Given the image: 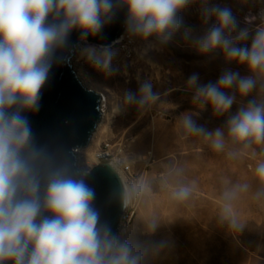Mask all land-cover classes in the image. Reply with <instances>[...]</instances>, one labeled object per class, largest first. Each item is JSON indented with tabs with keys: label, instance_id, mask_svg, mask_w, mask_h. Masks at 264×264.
I'll return each mask as SVG.
<instances>
[{
	"label": "clouds",
	"instance_id": "obj_1",
	"mask_svg": "<svg viewBox=\"0 0 264 264\" xmlns=\"http://www.w3.org/2000/svg\"><path fill=\"white\" fill-rule=\"evenodd\" d=\"M196 0H0V264H142L144 254L137 246L114 234L101 223L94 207L95 191L85 180L86 173L68 161L56 162L37 147L30 123L23 113L37 111L40 93L48 80L57 52L63 50L70 34L81 39L95 36L110 23L119 8H126V31L166 44L181 27L180 13ZM205 22L215 23L193 40L201 55L219 51L226 63L247 67L248 75L225 69L218 79L199 84L198 74L187 81L195 89L193 105L210 107L216 117L230 113L222 127L208 130L198 125L193 113L177 120L181 140L201 137L217 153L240 160L255 152L264 153V11L250 45L240 42L249 29H237V20L228 7L209 6L200 0ZM190 38V30H185ZM83 54L105 74L112 73L114 53L108 48L88 47ZM253 92L257 96L244 102ZM239 97V99H238ZM158 100L150 83L139 95L128 92L124 105L147 109ZM118 111V108H116ZM255 187L250 182L220 181L217 219L230 231H242L236 205L251 192L264 201V159L254 169ZM162 186L177 203H187L196 192V182L185 176L183 167L167 164L161 174ZM146 183L126 186L123 205L128 207ZM158 223L147 222L154 231Z\"/></svg>",
	"mask_w": 264,
	"mask_h": 264
},
{
	"label": "rangeland",
	"instance_id": "obj_2",
	"mask_svg": "<svg viewBox=\"0 0 264 264\" xmlns=\"http://www.w3.org/2000/svg\"><path fill=\"white\" fill-rule=\"evenodd\" d=\"M213 5L232 10L237 20L232 35L249 29L248 39L240 44L250 45L256 25L262 22L264 0H209V6ZM180 20V29L166 44L154 36L145 41L127 32L128 51L122 50L125 42L110 49L115 54L110 75L95 68L83 54L90 46L103 47L85 43L77 50L72 66L79 80L106 99L104 118L90 146L81 151L80 166L86 170V161L104 141L128 142L134 171L128 186H147L132 198L129 219L119 236L143 252L142 264H264V201L255 200L251 192L239 200L236 210L245 225L242 231H230L217 219L221 179L250 182L254 190L255 165L264 159L261 146L254 145V153L231 160L213 151L201 137L181 140L177 133V120L185 112L193 113L198 125L213 130L222 127L238 107L234 104L223 117L214 116L210 107L196 108L192 103L195 89L187 86L190 76L198 74L199 84L215 83L225 69L245 76L247 67L226 63L219 51L207 55L197 51L193 40L215 23L214 19L205 22L200 0L182 11ZM186 29L190 38L185 36ZM146 82L158 100L147 109L124 105L125 94L139 95ZM256 96L253 92L244 102ZM171 163L183 167L187 179L196 182L195 195L187 203L175 202L170 190L162 186L164 166ZM150 220L158 223L151 232L146 226Z\"/></svg>",
	"mask_w": 264,
	"mask_h": 264
},
{
	"label": "water",
	"instance_id": "obj_3",
	"mask_svg": "<svg viewBox=\"0 0 264 264\" xmlns=\"http://www.w3.org/2000/svg\"><path fill=\"white\" fill-rule=\"evenodd\" d=\"M127 9L119 8L113 20L100 33L82 40L74 30L66 47L57 52L49 77L43 86L37 111L23 113L30 123L37 147L44 149L56 162L68 161L79 170L77 151L87 149L103 119L102 96L86 88L73 69L72 61L85 43L111 47L126 30ZM95 191L94 207L101 223L119 235L124 207V185L118 173L108 164L93 168L85 175Z\"/></svg>",
	"mask_w": 264,
	"mask_h": 264
},
{
	"label": "built area",
	"instance_id": "obj_4",
	"mask_svg": "<svg viewBox=\"0 0 264 264\" xmlns=\"http://www.w3.org/2000/svg\"><path fill=\"white\" fill-rule=\"evenodd\" d=\"M130 39L129 34L125 30L122 37L116 41L111 47H108V49L114 48L116 46H120L125 42V45L122 46V50L128 51V40ZM80 48V47H79ZM102 101H101V111L103 112V116L105 115V109H106V100L105 96L102 95ZM129 149L130 146L128 142L126 141H104L98 150L93 155V161L91 166H87L86 170H83L80 166V155L81 151H77V160H78V167L81 168L83 173H90V171L95 168L96 166H100L103 164H108L111 166L117 173H120L124 178L126 183L128 184L129 179L133 177L134 171H133V164L131 161L128 160L129 157ZM129 219V206L127 207L120 223V228L124 226V223Z\"/></svg>",
	"mask_w": 264,
	"mask_h": 264
},
{
	"label": "bare ground",
	"instance_id": "obj_5",
	"mask_svg": "<svg viewBox=\"0 0 264 264\" xmlns=\"http://www.w3.org/2000/svg\"><path fill=\"white\" fill-rule=\"evenodd\" d=\"M106 100V99H105ZM104 118V117H103ZM93 161V157H89V160L88 161H86L87 163H88V165L86 164V166H91V163L90 162H92ZM90 164V165H89ZM80 170H82L81 168H80ZM118 175H119V177H120V179H121V181H122V183H123V185H124V189H125V187L126 186H128V184L126 183V181H125V178L120 174V173H118Z\"/></svg>",
	"mask_w": 264,
	"mask_h": 264
}]
</instances>
